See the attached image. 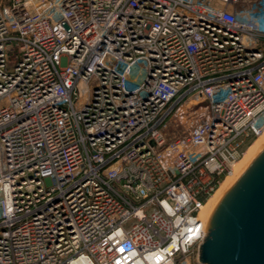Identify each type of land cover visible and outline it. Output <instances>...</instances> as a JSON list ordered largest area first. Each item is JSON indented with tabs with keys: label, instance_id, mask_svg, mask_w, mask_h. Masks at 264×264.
<instances>
[{
	"label": "built area",
	"instance_id": "1",
	"mask_svg": "<svg viewBox=\"0 0 264 264\" xmlns=\"http://www.w3.org/2000/svg\"><path fill=\"white\" fill-rule=\"evenodd\" d=\"M263 127L264 0H0V264L198 256Z\"/></svg>",
	"mask_w": 264,
	"mask_h": 264
},
{
	"label": "water",
	"instance_id": "2",
	"mask_svg": "<svg viewBox=\"0 0 264 264\" xmlns=\"http://www.w3.org/2000/svg\"><path fill=\"white\" fill-rule=\"evenodd\" d=\"M198 260L203 264H264V145L213 205Z\"/></svg>",
	"mask_w": 264,
	"mask_h": 264
},
{
	"label": "bare ground",
	"instance_id": "3",
	"mask_svg": "<svg viewBox=\"0 0 264 264\" xmlns=\"http://www.w3.org/2000/svg\"><path fill=\"white\" fill-rule=\"evenodd\" d=\"M264 145V128L259 133V135L246 147L243 152L242 157L232 163L231 170L224 176L219 185L215 188V190L208 197L205 204L202 206L200 215L202 216L205 225L207 217L221 194L228 187V185L232 182V180L238 175V173L243 169V167L248 163V161L253 157V155ZM75 264H86L81 261H77Z\"/></svg>",
	"mask_w": 264,
	"mask_h": 264
},
{
	"label": "rangeland",
	"instance_id": "4",
	"mask_svg": "<svg viewBox=\"0 0 264 264\" xmlns=\"http://www.w3.org/2000/svg\"><path fill=\"white\" fill-rule=\"evenodd\" d=\"M201 109L198 108L196 111H194L192 114H188L184 112L182 109H178L172 116L168 128V133H174V134H181L186 132L191 124L197 119L196 117L201 116L202 112L199 113ZM264 128V127H263ZM261 130L257 133L251 136L249 139H247L242 147V154L241 156L236 160L238 161L242 155L246 147L259 135V133L263 130ZM235 161V162H236ZM231 170V167L229 168V171ZM224 178V177H223ZM222 178V179H223ZM221 182V181H220ZM182 264H199L198 256H197V251L193 249L190 253H188L184 258H182Z\"/></svg>",
	"mask_w": 264,
	"mask_h": 264
}]
</instances>
